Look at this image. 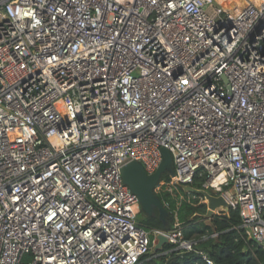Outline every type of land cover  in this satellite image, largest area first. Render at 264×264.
<instances>
[{
  "label": "built area",
  "instance_id": "2783aa9c",
  "mask_svg": "<svg viewBox=\"0 0 264 264\" xmlns=\"http://www.w3.org/2000/svg\"><path fill=\"white\" fill-rule=\"evenodd\" d=\"M162 149L169 194L222 197L264 249V0H0V264L191 251L122 181Z\"/></svg>",
  "mask_w": 264,
  "mask_h": 264
},
{
  "label": "trees",
  "instance_id": "16d2710c",
  "mask_svg": "<svg viewBox=\"0 0 264 264\" xmlns=\"http://www.w3.org/2000/svg\"><path fill=\"white\" fill-rule=\"evenodd\" d=\"M167 174L161 176L160 182L153 192L160 200L168 215L165 223L158 218V212L148 216L144 214L137 219L138 224L147 231L156 230L168 232L175 229V223L181 224V231L186 239L195 244L191 251H174L172 244H165L158 252H151L150 264H207L202 254L213 264H264V249L246 239L243 231L232 229L240 223L237 212L230 211L215 214L210 225L205 223L202 215L205 214L204 205H193L196 202L180 201L178 197L168 193L164 181ZM218 233L216 238H209L212 233ZM164 251H171L160 256Z\"/></svg>",
  "mask_w": 264,
  "mask_h": 264
},
{
  "label": "water",
  "instance_id": "95a60500",
  "mask_svg": "<svg viewBox=\"0 0 264 264\" xmlns=\"http://www.w3.org/2000/svg\"><path fill=\"white\" fill-rule=\"evenodd\" d=\"M161 153L162 162L153 175H147L140 163L131 162L121 169V177L123 183L137 196L142 212L151 216L156 210L159 220L165 223L168 213L153 190L161 176L171 169L172 159L168 150L162 149ZM180 189L184 194L190 193L203 198L206 212L202 218L205 219L207 225H210V220L216 213L228 215L230 212L227 203L220 196L215 197L190 186H181ZM156 240V244L152 248L153 252L161 251L163 246L168 243L167 238L162 234L157 235Z\"/></svg>",
  "mask_w": 264,
  "mask_h": 264
},
{
  "label": "rangeland",
  "instance_id": "374dc122",
  "mask_svg": "<svg viewBox=\"0 0 264 264\" xmlns=\"http://www.w3.org/2000/svg\"><path fill=\"white\" fill-rule=\"evenodd\" d=\"M186 200L188 199L187 197L185 198ZM189 201L190 202H196L195 204H193V205H201V203H200V200L198 199V198H195L194 200L193 199H191V197H189ZM134 210H135V212H136V216H137V219L139 218V217H142L143 215H144V213L142 212V210H141V207H140V204H138L137 206H135L134 207ZM190 241H191V239H189ZM156 243H154V245H155Z\"/></svg>",
  "mask_w": 264,
  "mask_h": 264
}]
</instances>
